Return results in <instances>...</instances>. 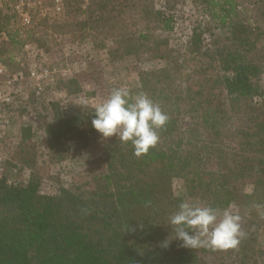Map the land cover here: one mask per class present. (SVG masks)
Wrapping results in <instances>:
<instances>
[{
    "label": "trees",
    "instance_id": "obj_1",
    "mask_svg": "<svg viewBox=\"0 0 264 264\" xmlns=\"http://www.w3.org/2000/svg\"><path fill=\"white\" fill-rule=\"evenodd\" d=\"M82 3L65 0L68 20L56 31L114 38L112 61H156L129 91L146 93L169 121L159 143L139 157L131 142L107 138L83 185L56 194L42 191L32 156L9 161L11 170L32 172L20 182L0 174V264H264V0H191L197 12L186 40L178 36L186 19L176 3ZM2 26L7 42H19ZM61 85L69 95L81 88L76 79ZM94 109H58L50 145L60 150L61 139L102 136L91 123ZM32 136L23 130L27 152ZM188 200L238 214L246 234L239 246L192 249L173 238L169 217Z\"/></svg>",
    "mask_w": 264,
    "mask_h": 264
},
{
    "label": "rangeland",
    "instance_id": "obj_2",
    "mask_svg": "<svg viewBox=\"0 0 264 264\" xmlns=\"http://www.w3.org/2000/svg\"><path fill=\"white\" fill-rule=\"evenodd\" d=\"M30 1L33 4V22L25 27L13 11L12 3L15 0H0V25L9 34L16 33L19 41L7 42V39L0 37V64L7 68L6 74L0 76V98L6 93L11 96V102L7 105L0 101V123L4 118L10 121L0 131V174L6 172L11 181H26L32 172L31 167L25 166L19 170L12 166L14 170H11L8 162L16 161L21 155L32 156V166L43 175L42 191L56 194L62 188L83 185L81 177L94 167L97 157L103 155L107 139L88 134L73 142L61 139L60 150L57 146H51L48 131L57 110L61 107L69 109L70 106L82 109L96 107L115 88L136 90L140 86V70L152 69L158 64L148 56L143 60L127 56L120 61H112L108 48L114 45V38L105 39L94 33V37L86 35L80 39L56 31L55 25L68 20L65 0H60L63 4L61 13L55 10L56 0ZM39 1L43 4L42 8L38 5ZM167 1L154 0V4L164 8L169 3H176L179 14L186 19L179 21L178 36L186 40L192 27L189 21L197 10L191 0ZM92 2L83 0L82 9ZM102 43H106L107 47L104 48ZM27 44L28 49L25 48ZM42 67L56 68L57 73L52 78L42 77ZM33 71H36V76H32ZM14 77H17L15 84L7 85L6 81ZM69 79L79 82L81 88L77 94L69 95L61 85ZM261 83L264 85V75ZM39 87H42L40 93ZM25 128H31L33 134L35 146L30 152L23 147ZM69 135L66 134L67 137ZM62 150H68L64 152L63 159L55 161L51 158V155H58ZM173 188L174 193L179 195L180 181L175 180Z\"/></svg>",
    "mask_w": 264,
    "mask_h": 264
},
{
    "label": "clouds",
    "instance_id": "obj_3",
    "mask_svg": "<svg viewBox=\"0 0 264 264\" xmlns=\"http://www.w3.org/2000/svg\"><path fill=\"white\" fill-rule=\"evenodd\" d=\"M94 113V129L104 138L116 136L121 143L131 142L137 157L148 154L159 143V130L169 121L168 114L146 93L132 94L123 87L113 89ZM168 224L175 233L173 238L192 249H235L246 235L238 214L195 201L181 202Z\"/></svg>",
    "mask_w": 264,
    "mask_h": 264
},
{
    "label": "built area",
    "instance_id": "obj_4",
    "mask_svg": "<svg viewBox=\"0 0 264 264\" xmlns=\"http://www.w3.org/2000/svg\"><path fill=\"white\" fill-rule=\"evenodd\" d=\"M4 1H11V0H4ZM38 5L42 8L43 4L41 1L38 2ZM12 8L14 13L16 14V16L18 17V19L20 20L21 24L23 26H31L32 22H33V18H32V8H33V4L30 0H15V2L12 3ZM55 10L57 12H62L63 11V4L60 0H56V5H55ZM0 37H2L3 39H7V34L5 31L0 29ZM26 49L29 48V45L27 44L25 46ZM7 72V68L5 65L0 64V76L5 75ZM57 73V69H50V68H46V67H42L41 68V76L45 77V78H52L54 74ZM36 71L32 72V76H36ZM17 81V77L8 79L6 81L7 85H14L15 82ZM42 90V87H39V93ZM0 101L2 104L7 105L11 102V96L9 93L4 94L1 98ZM9 119L8 118H4L3 123H0V131L2 129V127L5 125L9 124Z\"/></svg>",
    "mask_w": 264,
    "mask_h": 264
}]
</instances>
